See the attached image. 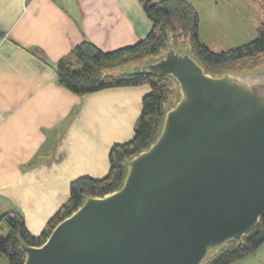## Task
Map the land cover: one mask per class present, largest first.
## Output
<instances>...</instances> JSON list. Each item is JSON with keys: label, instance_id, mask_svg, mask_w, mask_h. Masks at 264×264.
Listing matches in <instances>:
<instances>
[{"label": "water", "instance_id": "water-1", "mask_svg": "<svg viewBox=\"0 0 264 264\" xmlns=\"http://www.w3.org/2000/svg\"><path fill=\"white\" fill-rule=\"evenodd\" d=\"M168 45L121 71L175 83L157 139L121 187L87 197L23 264H203L264 215V72L211 76Z\"/></svg>", "mask_w": 264, "mask_h": 264}, {"label": "crops", "instance_id": "crops-1", "mask_svg": "<svg viewBox=\"0 0 264 264\" xmlns=\"http://www.w3.org/2000/svg\"><path fill=\"white\" fill-rule=\"evenodd\" d=\"M150 28L138 0H0V217L19 214L37 237L71 182L106 177L149 88L77 96L57 84L55 66L83 41L108 53Z\"/></svg>", "mask_w": 264, "mask_h": 264}, {"label": "trees", "instance_id": "trees-1", "mask_svg": "<svg viewBox=\"0 0 264 264\" xmlns=\"http://www.w3.org/2000/svg\"><path fill=\"white\" fill-rule=\"evenodd\" d=\"M138 2L151 25L145 39L108 53L83 41L55 66L57 84L77 96L107 89L148 86L149 93L141 100V115L134 127L133 138L127 144L111 148L106 177L101 180L79 178L70 183L67 202L48 220L39 236L33 237L27 232L19 214L2 215L0 259H6L7 264H23L20 245L41 246L53 228L75 212L85 198H101L117 191L126 174V163L157 139L165 112L173 105L175 83L169 78L123 72V67L130 62L157 57L168 45L177 49L182 38L186 42L178 47L187 43L190 56L211 76L243 71L246 67L240 64L264 56V23L257 29V37L253 41L225 52L212 53L200 42L198 17L189 4L182 0H162L156 4H151L149 0ZM262 244L264 215L240 242H229L213 251L203 264H234L253 255Z\"/></svg>", "mask_w": 264, "mask_h": 264}, {"label": "rangeland", "instance_id": "rangeland-1", "mask_svg": "<svg viewBox=\"0 0 264 264\" xmlns=\"http://www.w3.org/2000/svg\"><path fill=\"white\" fill-rule=\"evenodd\" d=\"M160 1L162 0H149L151 4ZM182 1L189 4L196 12L199 21L200 42L212 53L225 52L253 41L257 37V29L264 23V0ZM179 40L181 43L177 42L178 46L186 42L183 38ZM178 50L181 52L188 50L187 43L180 46ZM151 58L130 62L125 67L143 65ZM240 65L246 67L245 70L251 75L264 72V56H259L252 61H245ZM254 65L256 66L252 67ZM253 255V258H248V256L238 262L242 263L241 261L250 259L245 264H264V244ZM0 264H7V260L1 258Z\"/></svg>", "mask_w": 264, "mask_h": 264}]
</instances>
